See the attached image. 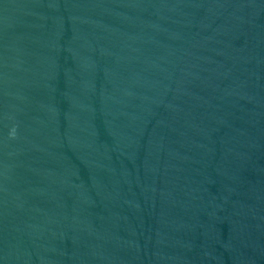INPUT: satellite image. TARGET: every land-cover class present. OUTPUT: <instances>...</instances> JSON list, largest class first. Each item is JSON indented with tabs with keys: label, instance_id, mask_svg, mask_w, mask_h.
<instances>
[{
	"label": "water",
	"instance_id": "1",
	"mask_svg": "<svg viewBox=\"0 0 264 264\" xmlns=\"http://www.w3.org/2000/svg\"><path fill=\"white\" fill-rule=\"evenodd\" d=\"M0 264H264V0H0Z\"/></svg>",
	"mask_w": 264,
	"mask_h": 264
}]
</instances>
